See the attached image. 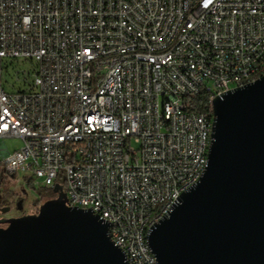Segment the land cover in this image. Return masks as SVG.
Wrapping results in <instances>:
<instances>
[{"label":"built area","instance_id":"obj_1","mask_svg":"<svg viewBox=\"0 0 264 264\" xmlns=\"http://www.w3.org/2000/svg\"><path fill=\"white\" fill-rule=\"evenodd\" d=\"M263 60L264 0H0V139L22 141L0 150V191L62 172L69 206L151 264L152 199L169 213L210 148L213 113L191 97L251 82Z\"/></svg>","mask_w":264,"mask_h":264},{"label":"water","instance_id":"obj_2","mask_svg":"<svg viewBox=\"0 0 264 264\" xmlns=\"http://www.w3.org/2000/svg\"><path fill=\"white\" fill-rule=\"evenodd\" d=\"M207 168L147 235L157 264H264V74L215 96ZM0 220V264H128L109 224L69 206Z\"/></svg>","mask_w":264,"mask_h":264},{"label":"bare ground","instance_id":"obj_3","mask_svg":"<svg viewBox=\"0 0 264 264\" xmlns=\"http://www.w3.org/2000/svg\"><path fill=\"white\" fill-rule=\"evenodd\" d=\"M262 69L263 70H261V73H263L264 71V60L262 61ZM259 77H260L259 75L257 77H251V81H254ZM157 108H165V98H157ZM89 128L98 129V115H89ZM212 128H213V123H212ZM208 154H209V150H207L206 162H204V169H202V171L199 172V174H196L195 182H192V186L197 184L201 179V177L203 176L208 165ZM169 204H170V197L167 196H158L152 199V210L146 211V219H148V223H144V234H148L150 229L157 222H159L161 218L164 217V214L167 213V205ZM171 210L172 209H170V211ZM98 216L100 217V215ZM150 259H151V264H157V259L155 255L152 253V251H150Z\"/></svg>","mask_w":264,"mask_h":264},{"label":"rangeland","instance_id":"obj_4","mask_svg":"<svg viewBox=\"0 0 264 264\" xmlns=\"http://www.w3.org/2000/svg\"><path fill=\"white\" fill-rule=\"evenodd\" d=\"M11 82H12V80H11ZM7 91H10V90L7 89ZM21 146H22V141L19 139H15V138H8V139H4V140L0 139V150H3L6 153L7 152H13L15 149H17ZM1 188H2V190L0 192L3 194H5L9 191L16 192V193H18V195L27 193V202H26L27 211H34V210H36L38 205H42L43 203L46 202L44 200L43 201L41 200L39 204H36V202L38 200L37 194L35 192H33L32 190H30L28 184H26L24 182H21V185L18 184L17 182L7 183L6 185H2Z\"/></svg>","mask_w":264,"mask_h":264},{"label":"flooded vegetation","instance_id":"obj_5","mask_svg":"<svg viewBox=\"0 0 264 264\" xmlns=\"http://www.w3.org/2000/svg\"><path fill=\"white\" fill-rule=\"evenodd\" d=\"M26 202L27 193L18 195L16 192L9 191L0 195V220L18 218L38 212L41 205H38L34 211H27ZM7 226V224H0V228H6Z\"/></svg>","mask_w":264,"mask_h":264},{"label":"trees","instance_id":"obj_6","mask_svg":"<svg viewBox=\"0 0 264 264\" xmlns=\"http://www.w3.org/2000/svg\"><path fill=\"white\" fill-rule=\"evenodd\" d=\"M263 74L264 71L259 76H262ZM191 99L193 101L191 111H209L212 113V96L210 93L202 91L198 95L192 96ZM57 184L62 186L64 191H66L65 180L62 172L59 174ZM28 186L29 189L35 192L38 196L36 204H39L41 200L47 201L56 197L53 193V189L36 188L32 183H28Z\"/></svg>","mask_w":264,"mask_h":264},{"label":"snow or ice","instance_id":"obj_7","mask_svg":"<svg viewBox=\"0 0 264 264\" xmlns=\"http://www.w3.org/2000/svg\"><path fill=\"white\" fill-rule=\"evenodd\" d=\"M5 127H6V125H5Z\"/></svg>","mask_w":264,"mask_h":264}]
</instances>
